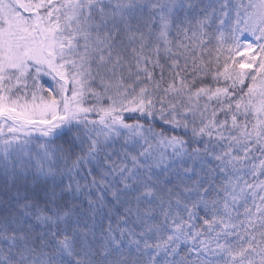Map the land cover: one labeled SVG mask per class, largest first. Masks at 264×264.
Wrapping results in <instances>:
<instances>
[{"label": "snow or ice", "instance_id": "6c2138e0", "mask_svg": "<svg viewBox=\"0 0 264 264\" xmlns=\"http://www.w3.org/2000/svg\"><path fill=\"white\" fill-rule=\"evenodd\" d=\"M0 264H264V0H0Z\"/></svg>", "mask_w": 264, "mask_h": 264}, {"label": "trees", "instance_id": "16d2710c", "mask_svg": "<svg viewBox=\"0 0 264 264\" xmlns=\"http://www.w3.org/2000/svg\"><path fill=\"white\" fill-rule=\"evenodd\" d=\"M200 2L201 3H208V0H200ZM254 40H255V37L251 33H248V32L244 33L241 36V42H249V41H254ZM49 81L50 80L48 78L46 79V77H45V79L42 80L41 82L44 83L45 87H49ZM50 84H52V83H50ZM125 115H126V117L131 116V119H129L128 122H132L133 120L138 118L139 114H128V113H126ZM155 125L157 127V130H159L161 127L166 128L168 130L169 135H178V136H184L185 135L184 130L182 128L181 129H171L170 126L164 125L159 120L155 121ZM42 142H43V140L34 141V143H42ZM168 153L169 154L171 153V149H168ZM200 215H203L202 211H201Z\"/></svg>", "mask_w": 264, "mask_h": 264}, {"label": "rangeland", "instance_id": "374dc122", "mask_svg": "<svg viewBox=\"0 0 264 264\" xmlns=\"http://www.w3.org/2000/svg\"><path fill=\"white\" fill-rule=\"evenodd\" d=\"M47 78L51 81V78H50V77H46V79H47ZM44 79H45V77L43 78V80H44ZM50 81H49V87H55L54 83H53L52 81H51V82H50ZM50 83H52V84H50ZM52 85H53V86H52Z\"/></svg>", "mask_w": 264, "mask_h": 264}]
</instances>
